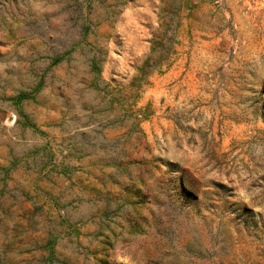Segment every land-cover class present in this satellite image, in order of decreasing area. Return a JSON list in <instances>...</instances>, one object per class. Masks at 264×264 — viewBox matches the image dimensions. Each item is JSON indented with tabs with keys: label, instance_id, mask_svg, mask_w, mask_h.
<instances>
[{
	"label": "rangeland",
	"instance_id": "rangeland-1",
	"mask_svg": "<svg viewBox=\"0 0 264 264\" xmlns=\"http://www.w3.org/2000/svg\"><path fill=\"white\" fill-rule=\"evenodd\" d=\"M0 264H264V0H0Z\"/></svg>",
	"mask_w": 264,
	"mask_h": 264
}]
</instances>
